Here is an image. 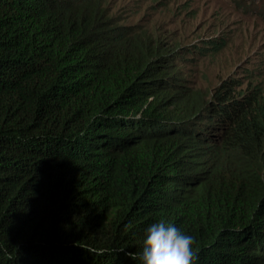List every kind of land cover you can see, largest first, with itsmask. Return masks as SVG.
Returning <instances> with one entry per match:
<instances>
[{
    "label": "trees",
    "instance_id": "obj_1",
    "mask_svg": "<svg viewBox=\"0 0 264 264\" xmlns=\"http://www.w3.org/2000/svg\"><path fill=\"white\" fill-rule=\"evenodd\" d=\"M116 16L0 0V264H264L262 90Z\"/></svg>",
    "mask_w": 264,
    "mask_h": 264
},
{
    "label": "rangeland",
    "instance_id": "obj_2",
    "mask_svg": "<svg viewBox=\"0 0 264 264\" xmlns=\"http://www.w3.org/2000/svg\"><path fill=\"white\" fill-rule=\"evenodd\" d=\"M107 1L122 24L160 30L179 45H205L218 38L225 46L190 71L196 89L210 97L223 81L245 75L236 92L259 88L264 100V17L252 7L264 0Z\"/></svg>",
    "mask_w": 264,
    "mask_h": 264
},
{
    "label": "bare ground",
    "instance_id": "obj_3",
    "mask_svg": "<svg viewBox=\"0 0 264 264\" xmlns=\"http://www.w3.org/2000/svg\"><path fill=\"white\" fill-rule=\"evenodd\" d=\"M263 9V8H262Z\"/></svg>",
    "mask_w": 264,
    "mask_h": 264
}]
</instances>
